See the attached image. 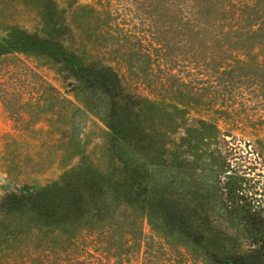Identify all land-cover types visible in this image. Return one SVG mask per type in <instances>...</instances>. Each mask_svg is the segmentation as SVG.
<instances>
[{"label":"trees","instance_id":"16d2710c","mask_svg":"<svg viewBox=\"0 0 264 264\" xmlns=\"http://www.w3.org/2000/svg\"><path fill=\"white\" fill-rule=\"evenodd\" d=\"M29 6L36 24L0 33V101L30 96L62 152L101 126L58 181L0 195V264H264V0ZM158 108L154 130H216L145 145L137 119Z\"/></svg>","mask_w":264,"mask_h":264},{"label":"rangeland","instance_id":"374dc122","mask_svg":"<svg viewBox=\"0 0 264 264\" xmlns=\"http://www.w3.org/2000/svg\"><path fill=\"white\" fill-rule=\"evenodd\" d=\"M21 2L22 5H14L13 0H0L1 34H6L7 26L11 23L20 22L29 28L36 24L37 16L30 9V0ZM38 66L41 75L46 76L53 84L57 83L58 75L54 68H51L50 65L41 66L39 64ZM23 86V84L20 88L17 86L15 92L17 89L18 92L30 90V87L23 90ZM24 97L27 98L24 104H18L15 107L5 106L0 101V195L5 189L42 188L47 183L58 181L65 164L70 159L77 160V155H73L76 150L93 151L94 136L99 133L98 130L101 126L99 121L90 118L85 130H81L80 146L74 149L70 147L68 152H62L60 147L62 130L35 129L34 120L38 117L30 109V106L26 105L30 96L26 94ZM163 112L165 111L163 110ZM159 115H162L159 120L162 118L165 123L170 122L169 117L163 116V113L160 112V108L155 112L141 114L137 119L136 126L139 130L135 131L145 136V145L148 143L147 138H153L155 134L180 133L187 130H216L212 126L202 129L194 126L197 114L185 116L179 126L175 125L171 130H154L159 124V120H157ZM21 117L24 118V122ZM252 131L264 134V130ZM191 166L204 167L197 161L193 162Z\"/></svg>","mask_w":264,"mask_h":264}]
</instances>
